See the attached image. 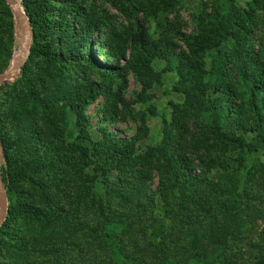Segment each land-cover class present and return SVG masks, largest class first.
Listing matches in <instances>:
<instances>
[{
	"label": "trees",
	"instance_id": "obj_1",
	"mask_svg": "<svg viewBox=\"0 0 264 264\" xmlns=\"http://www.w3.org/2000/svg\"><path fill=\"white\" fill-rule=\"evenodd\" d=\"M106 1L136 23L132 33L101 37L103 19L84 0H21L31 41L19 73L0 85L8 197L0 264H264V225L249 235L264 222V163L246 164L264 154V38L260 49L254 39L264 0L242 7L221 0L196 15L193 30L178 28L177 40L152 35L146 17L181 0ZM14 34L0 0V72ZM158 60L184 68L171 89L182 100L168 102L172 118H162L159 141L142 155L131 140L148 134L147 126L131 138L96 126L94 137L85 108L99 96L108 100L105 118L129 107L128 72L146 101L161 81ZM71 114L83 119L79 129L69 127ZM86 196L95 224L78 217Z\"/></svg>",
	"mask_w": 264,
	"mask_h": 264
},
{
	"label": "rangeland",
	"instance_id": "obj_2",
	"mask_svg": "<svg viewBox=\"0 0 264 264\" xmlns=\"http://www.w3.org/2000/svg\"><path fill=\"white\" fill-rule=\"evenodd\" d=\"M19 1L21 4V0ZM84 1L86 4H90L95 10H97L103 19V23L101 26V37H103L107 33L110 34L118 33L122 38H124L126 37L125 36L126 34H130L136 29V23L133 22L131 19L127 18L126 16H124L122 13H120L108 1L106 0H84ZM220 1L221 0H181L177 8L170 12H165L157 17L155 16L146 17L147 18L146 24L149 26V32L152 33V35L158 37V36H162L163 34H169L170 36H173V39L177 40L178 37L175 31L178 28L186 32L193 30L196 26V21H195L196 15L201 11L208 13L212 12L213 7L215 5H218ZM248 1L249 0H228V2L226 3L227 6L231 5L232 3H235L242 7V6H246ZM138 16H139V22L144 20L142 18L144 17L143 13H140ZM161 21H164L165 25H163ZM18 27H19V31H18ZM14 31H15L14 34L15 41L13 47V54L9 59V63L11 65L12 64L14 65L13 72L17 70L22 60L24 62L28 53V47H27L24 56L21 55L17 57L26 37V29L22 26V24L20 23L16 24L14 21ZM19 33L21 34L20 36ZM263 38H264V26L259 21H257L256 26L254 28V39H255L256 49H260L259 42ZM94 39L98 41L96 35H94ZM20 41L21 44L19 47ZM97 56L101 61H105V59L107 58L105 50H102L101 52L98 51ZM210 61H211V57L209 55H206L205 64L207 68L209 67ZM167 66H168L167 63L164 60H158L155 63L156 70L162 72L161 81L158 84H154L153 87L148 90V93L151 94V97L146 99V101H143L139 94L141 91V86L139 82L135 79V77L131 72H128L126 75V85L123 89V95L130 102V106L126 108L120 107L114 119H108L104 117V110L106 109V107H108V102H107L108 100L103 96H99L93 103L89 104L85 108V112L90 119V126H92L91 132L93 133L94 137L96 136V133L93 128L96 126L99 127L106 125V127L109 130L113 131L118 137H122V138H131L135 135L139 126H147L148 134L143 135L139 139L131 140L132 148L136 151L137 154L143 155L145 151H148L150 147H152L156 142H158L161 136V129L163 126L162 118L165 117L167 120L172 118L171 107L168 104V102L169 101L181 102L182 100L181 94L171 89H172V85L184 75V68L175 61H172L169 68ZM92 77L97 78L95 75H93ZM12 80L13 78L8 79L9 82H11ZM71 116L72 117H70L69 127L72 130L79 129L82 126V123L84 122L83 119L80 117H75L73 114H71ZM222 157L225 156L222 155ZM258 160L261 163H264V154L258 152L256 154L249 155L246 160V164L249 167L255 161ZM3 163H4V157L0 145V167L3 165ZM234 164L236 165L235 161ZM152 176L153 177L149 181L148 185L151 188H154L158 182L157 172L155 169L152 170ZM113 177L114 175L110 174V178ZM101 186L102 184L100 183V187ZM75 191L76 189H71V194L74 195ZM89 199L90 196H86L81 203L77 204V213L81 221L83 220L90 224L92 223L95 224L96 223L95 215L92 214V210L87 204V201ZM114 201L115 200H112L113 205L116 204ZM7 206H8V197H7ZM263 225L264 222L260 218L253 223V226H251L249 232L251 238L255 237V234L257 233V231H259V229ZM107 264H116V263L113 260H110L108 261Z\"/></svg>",
	"mask_w": 264,
	"mask_h": 264
},
{
	"label": "water",
	"instance_id": "obj_3",
	"mask_svg": "<svg viewBox=\"0 0 264 264\" xmlns=\"http://www.w3.org/2000/svg\"><path fill=\"white\" fill-rule=\"evenodd\" d=\"M6 3L7 5L9 6L11 12H12V15H13V18H14V21L15 23H20L22 24V26L28 31L30 32V34L32 33V29H31V26H30V23H29V20L24 12V10L22 9V13L19 12L17 9H15L13 6H12V3H13V0H6ZM21 5V4H20ZM22 8V7H21ZM12 60V58H11ZM10 60V62H11ZM23 62V60H22ZM22 62L20 63V65L18 66L17 70H15L14 72L11 70V65L9 63V65L2 71L0 72V85L5 81V80H8V79H11L13 78L15 75L18 74L19 70H20V67H21V64ZM6 213H7V196H6V189H5V186L3 184V181L1 179V176H0V225L1 223L3 222V220L5 219V216H6Z\"/></svg>",
	"mask_w": 264,
	"mask_h": 264
},
{
	"label": "bare ground",
	"instance_id": "obj_4",
	"mask_svg": "<svg viewBox=\"0 0 264 264\" xmlns=\"http://www.w3.org/2000/svg\"><path fill=\"white\" fill-rule=\"evenodd\" d=\"M12 6H13L15 9H17L19 12H21V13L23 12V11L21 10V8H20V6H19L17 0H13ZM31 36H32V33L30 34V32H28V31L26 30V37H25V40H24V42H23V44H22L21 50H20V52L18 53V56H17V57H19V56H21V55L24 56V53H25L27 47H28L29 44H30L29 41H31V40H30V37H31ZM20 63H21V62H20ZM10 65H11V64H10ZM13 69H14V65L12 64V65H11V70L13 71Z\"/></svg>",
	"mask_w": 264,
	"mask_h": 264
}]
</instances>
